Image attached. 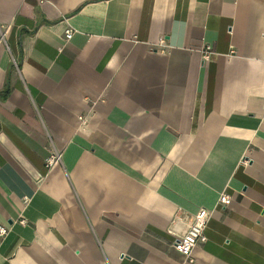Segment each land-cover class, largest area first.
Masks as SVG:
<instances>
[{"label": "crops", "instance_id": "0c3cea01", "mask_svg": "<svg viewBox=\"0 0 264 264\" xmlns=\"http://www.w3.org/2000/svg\"><path fill=\"white\" fill-rule=\"evenodd\" d=\"M3 224L0 264H264V0H0Z\"/></svg>", "mask_w": 264, "mask_h": 264}, {"label": "built area", "instance_id": "2783aa9c", "mask_svg": "<svg viewBox=\"0 0 264 264\" xmlns=\"http://www.w3.org/2000/svg\"><path fill=\"white\" fill-rule=\"evenodd\" d=\"M40 2H44L45 0H39ZM73 29L66 30L67 39H71L73 36ZM161 47H165V42L162 40L160 42ZM215 53L214 47L211 44H204L201 48V54L203 62H208L211 60L213 54ZM61 160V153L58 151H54L51 153L49 158L47 159V166L51 167L55 163ZM232 201V197L226 191L220 193L218 197L217 204L220 206H228ZM212 211L201 208L198 212L192 217L190 223L188 225V229L186 232L179 238H176L174 241V248L181 253L187 261H192V252L193 249L201 243H204L207 240V235L205 233L206 228L208 226L209 220L211 218ZM24 223L25 221H21ZM9 231V227L7 225H0V237H4Z\"/></svg>", "mask_w": 264, "mask_h": 264}, {"label": "trees", "instance_id": "16d2710c", "mask_svg": "<svg viewBox=\"0 0 264 264\" xmlns=\"http://www.w3.org/2000/svg\"><path fill=\"white\" fill-rule=\"evenodd\" d=\"M7 94H8V88L7 89H5V91L2 93V96H7Z\"/></svg>", "mask_w": 264, "mask_h": 264}]
</instances>
